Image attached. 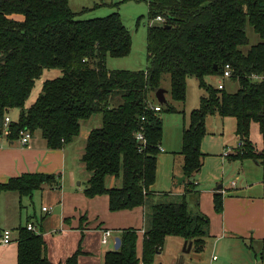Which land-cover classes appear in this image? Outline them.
Wrapping results in <instances>:
<instances>
[{
  "label": "trees",
  "instance_id": "16d2710c",
  "mask_svg": "<svg viewBox=\"0 0 264 264\" xmlns=\"http://www.w3.org/2000/svg\"><path fill=\"white\" fill-rule=\"evenodd\" d=\"M147 4L150 20H165L148 29L147 70L109 71V57L125 58L132 49L131 34L118 12L82 20L72 11L70 0H0V136L5 133L8 142L16 143L23 131L40 132L49 149H63L80 136L83 122L100 114L101 127L90 133L82 157L91 174L84 193L88 198L107 195L111 212L133 210L150 199L163 141L161 115L178 113L173 103L186 102L189 77L198 80L205 95L183 132L188 193L203 168L201 144L209 117L237 120L244 145L233 159L256 158L247 143L253 123L259 124L264 141V81L254 79L264 77V0H148ZM248 26L260 43L244 52L250 45ZM45 70H60L63 75L46 80L27 108ZM227 70L229 80L239 85L236 92L207 81L222 79ZM167 75L173 103H158V113L150 98L155 102ZM14 110L20 112L18 119L5 127ZM139 133L144 141L137 139ZM111 178L119 185L110 189ZM56 184L54 175L27 174L0 190L32 197L44 186ZM214 204L222 213V195L215 196ZM208 227V218L192 215L185 199L153 205L147 215L143 264H154L169 237L182 238L202 253ZM120 239V250L107 253L105 264H140L138 232L122 231ZM81 254L78 250L66 264H78ZM18 264H52L42 235L27 226L18 230Z\"/></svg>",
  "mask_w": 264,
  "mask_h": 264
},
{
  "label": "crops",
  "instance_id": "0c3cea01",
  "mask_svg": "<svg viewBox=\"0 0 264 264\" xmlns=\"http://www.w3.org/2000/svg\"><path fill=\"white\" fill-rule=\"evenodd\" d=\"M12 18L23 20L21 16ZM224 87L232 92L239 90V85L229 79L224 80ZM165 97L168 103L172 102L168 92ZM156 101L150 98L153 106H158ZM179 113L182 119L178 120L179 126L171 133L166 129L168 121L164 123L163 120L156 183L150 188L148 202L133 210L111 212L107 195L88 198L84 193L91 174L87 173L82 157L88 137L96 129L93 126H84L83 122L80 136L58 150L49 149L39 132L33 135L31 144L26 148L6 140L0 148V186L27 174L54 175L57 184L44 186L37 191L38 197L36 192L32 197H20L16 193L0 190V195L5 193L8 199L5 209H11L15 216L10 221L14 224L5 223L8 215L5 209L3 212L0 209V233L10 228L17 229V236L12 235L13 242L0 247V264H18V230L29 224L42 235L47 258L52 264H66L78 250L82 251L78 264H105L106 254L115 252L117 238L128 229L138 232L137 255L140 264H143V241L151 207L158 203H178L183 199L187 201L192 215H203L209 220L207 238L213 246L210 264L220 261L214 253L222 243L226 245L223 252V257L227 259L225 264H247L248 260L254 264H264V141L259 124H252L247 141L256 158L236 160L233 158L243 142L237 134V120L232 117H209L207 134L201 144L203 168L193 180L194 190L188 193L186 180L178 185L177 179L185 177L181 152L183 132L188 126L189 117L186 111L174 114ZM101 124L98 123L99 127ZM117 185L119 181L109 179L110 189ZM222 191H226V194L223 195ZM217 195L223 197L222 213L215 210ZM36 198H40L42 204L41 223L38 225L34 222L35 210L31 217L26 212L30 204L25 203V199H31L29 203H32ZM44 207L51 208V212H43ZM106 230L112 231L113 236L107 245H103L102 237ZM170 238L178 237L167 238L166 244ZM174 243L177 246V264H187L185 255L191 254L193 247L190 253H186L185 240L179 238ZM214 257L217 259L214 260Z\"/></svg>",
  "mask_w": 264,
  "mask_h": 264
},
{
  "label": "rangeland",
  "instance_id": "374dc122",
  "mask_svg": "<svg viewBox=\"0 0 264 264\" xmlns=\"http://www.w3.org/2000/svg\"><path fill=\"white\" fill-rule=\"evenodd\" d=\"M147 1L148 0H70V7L72 11L79 14L77 17L78 19L88 20L95 18H105L115 12H118L121 15V19L132 37V49L130 55L125 58L109 57L107 59V68L109 71L147 70L149 66L147 60L148 29L150 26L152 27L163 25V23L158 21L157 19L150 20ZM86 8L90 11L85 14H80L81 11ZM247 34L249 37L250 45L243 48L244 52H247L251 46H255L260 43L259 36L254 32V30L250 26L247 27ZM62 75L63 74L60 70H45L41 79L36 82V86L27 103V108L33 105L36 99L39 97L42 92L43 84L46 80H53L62 77ZM207 81L209 84L215 87H218L219 83H224V79L213 80L211 78H208ZM162 88L165 89L167 92L171 90L170 77L168 75L164 76L163 78ZM226 90L232 93V91H230L228 88ZM204 95L205 91L199 87L198 80L195 77H189L186 102H174L173 105L178 110V112L186 111L188 117L190 118L189 112L193 111L194 108L197 109L199 107V100ZM169 99H171L170 94ZM156 102H158V100ZM9 116L11 119H17L19 116V111H11L9 113ZM161 117L164 120V123L168 121L166 129L168 128L167 131L169 133L173 132L174 128L179 126L178 123L180 122L178 120L182 119V115L180 113L177 115L174 113L163 112ZM98 123H102V116L100 114L93 116L88 121H85L84 126H93V128H98L100 126L98 125ZM39 134L41 135L40 132ZM6 140L7 138L5 135L0 136V142L4 143L6 142ZM79 143L80 142H78L76 145H78ZM35 195H38L37 192L35 193ZM7 200L8 199L6 198L5 193H3L2 196L0 195V209L2 212L6 208V203H8ZM29 200L25 199V203L30 204V206L27 207L26 212H29V215L32 217L35 210L36 220H34V222L38 225L41 223V200L40 198H36V200H33L32 203H29ZM4 211L8 215L5 218V223L9 222V224H11L12 222L10 221H13L15 218L14 214L12 213L11 209H5ZM23 221L25 222V219H23ZM8 230H11L13 236H17V229L10 228ZM177 240H179V238L168 239L163 253L155 258L154 264H177L179 262L176 259L177 246L174 243V241ZM205 241L207 242V245H205L204 251L202 253L195 252V250L193 249L191 254L185 255L187 264H210L213 253V246L210 244L209 238L206 237ZM225 249L226 245L222 243L219 245L217 252L214 253L220 258L218 264L227 263V259L223 257V252ZM239 253L242 254V251L239 250ZM247 254L249 255V253ZM247 264L254 263H252L251 260H248Z\"/></svg>",
  "mask_w": 264,
  "mask_h": 264
},
{
  "label": "built area",
  "instance_id": "2783aa9c",
  "mask_svg": "<svg viewBox=\"0 0 264 264\" xmlns=\"http://www.w3.org/2000/svg\"><path fill=\"white\" fill-rule=\"evenodd\" d=\"M158 21L164 23L165 20L164 18L162 17H158L157 19ZM231 77V72L229 70H227L224 74V77L222 79H229ZM254 79L255 80H258V81H264V77L262 76H254ZM218 88L219 89H224V83H220L218 85ZM152 109L155 111V112H161V107L160 106H152ZM11 118L10 117H7L6 118V121H5V127H8V125L11 123ZM4 135L6 136V134L4 133ZM137 139L141 142V141H144V137L141 133H139L137 135ZM33 140V135L29 132V131H23L17 141V143L19 144V146L21 148H26V147H29V145L31 144ZM244 145V143L242 142L240 144V148ZM3 147V143L0 142V148ZM223 195L226 194V191H222L221 192ZM43 212H51V208H47V207H44L43 208ZM27 229L29 231H35V228L33 225L29 224L27 225ZM113 236V232L110 231V230H106L104 231L103 233V237H102V244L103 245H107L109 243V239ZM13 242V237H12V232L9 231V230H5L1 233L0 235V247L2 246H8L10 245L11 243ZM217 257H214V260H216Z\"/></svg>",
  "mask_w": 264,
  "mask_h": 264
},
{
  "label": "water",
  "instance_id": "95a60500",
  "mask_svg": "<svg viewBox=\"0 0 264 264\" xmlns=\"http://www.w3.org/2000/svg\"><path fill=\"white\" fill-rule=\"evenodd\" d=\"M166 94H167V91L165 89H163V88H161V89H159L157 91L156 99L158 100L159 104H161V105H167L168 104L167 99L165 97ZM177 180H178V185H181L182 182H184L186 180V178L185 177H181V178H178ZM0 235H1V233H0ZM192 247H193L192 243L186 242L184 251L186 253H190L191 250H192ZM120 248H121V239L117 238L116 245H115V251L120 250Z\"/></svg>",
  "mask_w": 264,
  "mask_h": 264
}]
</instances>
